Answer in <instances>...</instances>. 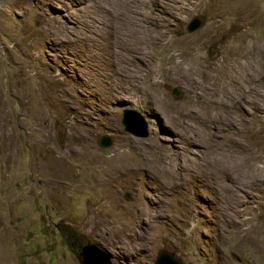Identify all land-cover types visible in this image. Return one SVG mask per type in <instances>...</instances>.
<instances>
[{
	"label": "rangeland",
	"instance_id": "1",
	"mask_svg": "<svg viewBox=\"0 0 264 264\" xmlns=\"http://www.w3.org/2000/svg\"><path fill=\"white\" fill-rule=\"evenodd\" d=\"M88 245L264 264V0H0V264Z\"/></svg>",
	"mask_w": 264,
	"mask_h": 264
},
{
	"label": "water",
	"instance_id": "2",
	"mask_svg": "<svg viewBox=\"0 0 264 264\" xmlns=\"http://www.w3.org/2000/svg\"><path fill=\"white\" fill-rule=\"evenodd\" d=\"M204 24V19L196 17L190 21L187 29L190 33L198 31ZM174 96H181L182 93L178 88L172 89ZM122 125L124 131L128 134L134 135L139 138H147L149 136L148 126L144 121L142 115L137 111L126 110L123 113ZM97 143L104 149H109L113 145V140L109 136L98 138ZM130 199V196H128ZM82 264H112L110 255L100 250L93 245L85 246L80 254ZM155 264H183L182 260L174 258L168 251L163 250L158 254Z\"/></svg>",
	"mask_w": 264,
	"mask_h": 264
},
{
	"label": "bare ground",
	"instance_id": "3",
	"mask_svg": "<svg viewBox=\"0 0 264 264\" xmlns=\"http://www.w3.org/2000/svg\"><path fill=\"white\" fill-rule=\"evenodd\" d=\"M161 38H162V36H160V37H158V38L155 37V38L153 39V41H155V44H157L158 41L162 40ZM190 130H192V129H190ZM193 130H194V129H193ZM190 132H191V131H190ZM190 132H189V133H190ZM192 140H193V139H192ZM192 140H191V141H192ZM189 141H190V140H189ZM193 142H194V141H193ZM156 150H157V149H156ZM152 152H153V151H152ZM198 177H199V176H198ZM198 179H199V178H198Z\"/></svg>",
	"mask_w": 264,
	"mask_h": 264
}]
</instances>
